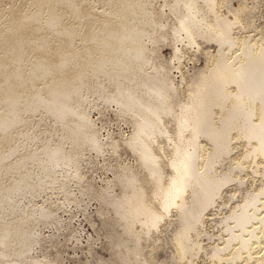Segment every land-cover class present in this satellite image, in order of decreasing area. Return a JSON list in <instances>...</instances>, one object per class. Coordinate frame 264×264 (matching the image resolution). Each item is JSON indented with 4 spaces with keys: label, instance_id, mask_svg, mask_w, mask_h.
I'll list each match as a JSON object with an SVG mask.
<instances>
[{
    "label": "bare ground",
    "instance_id": "bare-ground-1",
    "mask_svg": "<svg viewBox=\"0 0 264 264\" xmlns=\"http://www.w3.org/2000/svg\"><path fill=\"white\" fill-rule=\"evenodd\" d=\"M231 1L0 0V264L41 263L30 253L41 244L36 225L57 216L52 204L20 207L16 195L40 192L46 179L58 182L66 194L70 179L80 184L85 178L80 163L88 151L98 155L107 145L117 151L118 141L101 139L88 114L89 94L131 117L132 132L124 144L138 154V169L146 171L142 179L138 166L120 165L113 175L121 192L111 193L109 182L98 191L105 211L106 204L113 209L108 214L117 215L108 225L116 255L105 263L101 258L102 263L149 264L141 240L172 211L178 220L173 264L194 261L204 249L198 226L205 211L225 185L242 183L240 170L264 158V34L257 39L237 35L235 27L247 28L252 20L244 16L247 6L234 8ZM166 40L179 70L186 48L199 52L203 42L216 46L214 53L204 51L205 64L183 93V73L176 82L156 53ZM103 85L114 94L104 93ZM42 119L54 135L42 137ZM21 139L40 143L30 147ZM236 140L243 145L241 155L219 170ZM60 165L72 169L58 179ZM256 187L219 217L208 264H264V183ZM92 189L86 183L80 190Z\"/></svg>",
    "mask_w": 264,
    "mask_h": 264
},
{
    "label": "rangeland",
    "instance_id": "rangeland-1",
    "mask_svg": "<svg viewBox=\"0 0 264 264\" xmlns=\"http://www.w3.org/2000/svg\"><path fill=\"white\" fill-rule=\"evenodd\" d=\"M158 2L162 4L163 0H158ZM231 4H233L232 6H234V8L241 7L239 5L245 7L247 6L246 8L248 10L246 9L245 11L248 13L245 12L244 16L245 18L249 17L248 19L246 18V20L248 21L252 20L249 21L251 23V26L247 28L246 27L244 28L241 25H237V27H235L236 28L235 33H237V35L239 34L249 35L253 39H257L263 36L264 0H232ZM248 5L250 6L248 7ZM253 5L254 6L256 5L255 6L256 8L253 7ZM155 8L159 9L160 7H158L157 5ZM224 8L225 7H222L221 11L223 13H226V9L224 10ZM159 11H161L162 14L168 13L167 12L168 10L165 8L163 10L159 9ZM250 12L252 13V15H249L251 14ZM251 16L253 17V19H250ZM166 42L167 40L163 41V43L162 42L159 43L158 45L159 48L156 46L158 48V49L156 48L157 49L156 53L161 57V60H165L162 62H164L165 65H168L169 70L171 69V71H169L170 76L172 75V77L176 80V82L180 81V71L183 73L184 75L183 77L185 78L182 81L181 85H179L180 90L183 93L185 92L184 90H186L185 87L186 84L188 83V80L191 78L190 76H193L194 73H196L195 71H197L198 69L204 66L205 64L204 51L205 52L209 51L214 53L216 50L215 49L216 46L215 43L213 44V42H203V44L201 45V48L203 47L202 48L203 52L195 51V48H190V49L186 48L185 50L182 51V57L179 60L180 62V70H179L176 68L178 61L172 57L171 46L169 45V43ZM91 79L92 78L89 77L88 81H90ZM101 88L103 92L106 94H114V89L112 87H107L106 85H103L101 86ZM87 99L89 101L87 107L89 108L88 114H90L89 115L90 118L94 120L92 122L94 123L95 128H98L97 130H99L98 131V133H100L99 135L102 136V137L100 136V138L101 139L103 137H104L103 139H105L106 137L112 138L113 140L118 141L119 147L117 148V151H115L113 149H110L111 148L110 145L109 147L108 145L107 147L104 146L103 148L104 151L101 150L98 155L97 152L96 153L94 152V150H90L91 152L88 151L89 154L87 152L85 154L86 156L85 160H83V162L80 163L85 178L80 182V184L74 181V179L72 180L70 179L69 183L66 182V184L68 183L67 186H70L69 188L65 186L66 189L68 188L67 191L65 190V193L67 192L66 194H64V191L63 192L61 191L64 190L63 188L58 189L60 187V184L58 182H57L58 184L56 183L55 186V184H50V182L47 181L48 179H46V182L48 183L45 182L44 184L45 188L43 187L40 190V192L38 191L37 192L38 194L37 193L35 194V192L34 194H32V192L29 193V191H27V193L23 192L24 194L22 193V195H16V197H14V201L17 200V198L19 199L20 207L29 208L31 206L33 207L34 205L36 206L37 204L39 206L40 205L43 206L44 208H48V206L49 208L53 207L52 209L55 208V212H56L55 216L57 215L56 216L57 218L55 216L54 217L58 221V222L56 221L57 222L56 225H55V218L52 219L54 221L53 223L52 220L48 218L49 220L48 219L44 220L47 225L44 224V221L43 222L40 221L36 225L37 228L39 229L38 231L39 235L42 236V237L40 236L41 244L38 243V245L37 244L34 245L33 250H31L30 253L34 257H37L41 260L40 261L41 263L38 264H52L51 263L52 261H57V264L58 263L59 264H101L103 262L102 259H104L103 263H105V261H108L109 259L113 260V258H115L114 256L115 252L114 249H112L114 247L111 245L112 238L111 240H109L110 239L109 234L112 233V226H108V225H112L114 220L117 218V215L115 214L114 211L108 214V212L112 211L113 209L111 206L110 208L106 204L105 207L107 206L106 209L108 210V212L105 211L104 202L102 203V200L100 201L101 197L98 198L99 197L98 191L101 192L102 189L109 187V189L111 188L110 190L111 193L112 192L115 193L116 191H117L116 194L120 193L122 187H119L121 186V183L119 182L120 183L119 184L117 181L118 180L117 176H114L117 174L116 170L120 171V169L123 167L132 168L134 166L133 168H135V166H138L135 169L137 170L140 167L137 162L138 154L134 152L131 148L127 147L125 145L126 143L124 144L126 138L129 137V134L132 132V126H133L132 119L129 115L120 114L118 108L116 107L117 106L116 104L114 105V103L102 102L94 94H89L87 96ZM36 116L37 119H40L39 114L37 115L36 113ZM38 124H40L39 129L41 132H44L45 130L44 133H41L42 137L43 134L45 135V137H49L55 134V131L50 126V123L45 119L40 120V123ZM19 142H21V144L27 143L30 147H32L35 144H39L40 140L38 139L32 142L25 139H21ZM202 142L203 143L205 142V146L209 148L210 144L206 145V141H202ZM233 144H236V147L234 148L235 150L233 149L229 153L230 155L228 154L223 156L224 159L222 158L220 162L217 164L219 170L220 168L221 170H225L227 166H229V164L231 163L232 159L235 158V156L237 158L241 155L240 153H242L243 150V145L241 143V140L239 141L236 140V142L233 141ZM225 158L228 159L226 160ZM263 160L264 158L260 159L262 165L259 164L256 166L255 164L251 165L248 163L246 167L247 168L250 167V169H253V171L247 169L246 167L242 169L244 170L243 172H241L242 170H240L239 175L243 180L242 183H239L238 181L234 180L228 183L227 185H225L222 189L223 190L221 195L222 197L220 196L221 198L220 197L217 198V202L214 204V206L209 207L205 211L204 213L205 215L203 217V222H202L203 225L201 224V226L200 225L198 226L200 227L199 229L202 231L199 236V241L201 242L204 249H202L201 252H199L195 257H193L192 261L193 260L194 261L191 262V264L192 263L208 264V262L210 261V259L208 258L209 256L207 255L208 254L207 252L210 250V247L208 246H211L214 240L217 241L216 238L218 237V233L221 228V227H217L220 226L218 224L219 217L225 213L227 214L234 205L239 203V201L242 200V196L247 192V190L251 191L250 188H252V190H255L256 188H258L256 186H260V184L262 185L264 183V175H262V170L260 171L261 168L262 169L264 168ZM164 162H165V158H163L162 163L165 164ZM120 165L121 167L119 169ZM60 166L61 167L59 166L56 167V173H55V177L58 179L63 177V175L67 174L72 169L71 165L70 167L68 165H60ZM252 166L255 167L253 168ZM68 169L70 170L68 171ZM255 170H259V172ZM139 171L141 174H144L143 176L140 175V177L142 179L145 177L146 179V175H145L146 171L143 170L142 168ZM165 171H167L166 166H165ZM255 172H257L258 174H260L261 172L260 175L263 177L257 175V173L255 174ZM114 177H116L117 180L116 179L114 180ZM86 183L92 185L93 188L92 190L95 196L91 191L84 192L83 190H80L81 186H84ZM106 183L110 186H108ZM116 183L117 185H115ZM53 185L55 188L54 187L52 188ZM100 187L101 189H99ZM69 189L71 191H69ZM94 189L96 190V192L94 191ZM233 191H235V193ZM88 192H91V195ZM67 194H69L70 196ZM67 196L69 197V199ZM65 197H67L66 198L67 200L65 199ZM70 201L71 203H69ZM109 217H113L114 219ZM110 220L112 221L110 222ZM47 222L48 223L50 222L52 224L48 225ZM68 223L70 224L67 225ZM104 223L106 224V226H104L105 225ZM66 226H69V228L68 227L65 228ZM177 226H178L177 215L175 211H172L167 219L162 220L160 222L158 227L159 229L158 228L154 229V231L151 230V232L149 233L150 235L148 234L147 236L144 235L145 238L141 241L142 242L144 241L145 244L144 243L141 244V249H143V252L142 250L141 252L143 253L142 255L145 256V258L146 257L148 258L147 262H149V264H162V263L173 264L174 262L173 261L174 259H172L173 258L172 253H174L173 233ZM37 228H35L36 232L38 230ZM117 229L119 230V228ZM123 235L124 238L127 237V235L125 234ZM207 235H211V238L210 239L207 238ZM110 241L111 243H109ZM44 255L45 257L43 258ZM7 258L8 257H5L3 259L5 260ZM149 259L151 262L149 261ZM166 261L168 263H166ZM181 262H183L182 264H187L186 260H182L178 262V264H181Z\"/></svg>",
    "mask_w": 264,
    "mask_h": 264
}]
</instances>
